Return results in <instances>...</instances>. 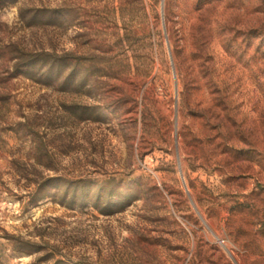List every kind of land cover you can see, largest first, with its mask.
Wrapping results in <instances>:
<instances>
[{
	"label": "rangeland",
	"instance_id": "rangeland-1",
	"mask_svg": "<svg viewBox=\"0 0 264 264\" xmlns=\"http://www.w3.org/2000/svg\"><path fill=\"white\" fill-rule=\"evenodd\" d=\"M0 264H264V0H0Z\"/></svg>",
	"mask_w": 264,
	"mask_h": 264
}]
</instances>
